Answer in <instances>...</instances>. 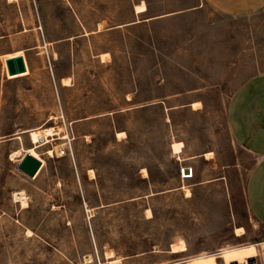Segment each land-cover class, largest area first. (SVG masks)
<instances>
[{
	"label": "rangeland",
	"instance_id": "1",
	"mask_svg": "<svg viewBox=\"0 0 264 264\" xmlns=\"http://www.w3.org/2000/svg\"><path fill=\"white\" fill-rule=\"evenodd\" d=\"M17 51L29 74L8 79L3 55ZM260 74L264 12L0 0V264H264L245 196L256 159L227 125L232 95ZM38 127L58 134L28 182L9 155L32 146L15 133ZM25 188L14 216L10 194Z\"/></svg>",
	"mask_w": 264,
	"mask_h": 264
},
{
	"label": "crops",
	"instance_id": "2",
	"mask_svg": "<svg viewBox=\"0 0 264 264\" xmlns=\"http://www.w3.org/2000/svg\"><path fill=\"white\" fill-rule=\"evenodd\" d=\"M204 1L215 11L230 16H246L264 12V0ZM6 60L8 59H4V63ZM227 125L236 143L241 145L256 159L246 181V207L250 217L264 230V74L252 77L232 95L227 109ZM26 149L27 148L21 147L20 149L13 150V152L19 151L20 156L16 158L18 161L14 162L10 160V154L9 160L17 166L20 163L19 160L21 156L23 157L26 155ZM42 169L43 167L41 166L33 178H28L25 175L22 176L26 178L28 182H34L39 178ZM15 194H21L23 200L25 198L27 202L26 208L22 207L20 202L14 201L15 199L13 198ZM28 194L29 191L27 188L11 192L8 205L11 207V210H13L14 216H17V214L19 215V213H25V211L29 209ZM12 219H14V217H12ZM15 221L20 224L19 220ZM26 229L29 230L28 227H26ZM238 229H243L244 231L241 234L235 233L237 238L245 237V228L239 227L236 228V231ZM255 237H258L256 239L264 240V232L259 233L258 236L253 233V238L255 239Z\"/></svg>",
	"mask_w": 264,
	"mask_h": 264
},
{
	"label": "bare ground",
	"instance_id": "3",
	"mask_svg": "<svg viewBox=\"0 0 264 264\" xmlns=\"http://www.w3.org/2000/svg\"><path fill=\"white\" fill-rule=\"evenodd\" d=\"M136 6H137L136 7V12L137 13H144V12L147 11L146 6L144 4L136 5ZM19 56H23V53L21 51H17V52L6 54L4 57H5V59H13V58L19 57ZM24 62H25V58H24ZM25 65H26V71L25 72L20 73V74H16V75H13V76L8 75L7 67L4 65L5 66L4 67L5 73L7 74L8 79H15V78H20V77H24V76L28 75L29 74V69H28V66H27L26 62H25ZM192 105L195 106V103L192 104ZM197 106H199V105L197 104ZM26 133L29 134L32 146L28 147L26 149L25 153L26 154H31L33 157L38 159L42 163V167H44L45 161L43 160L41 155L38 153V149H40L42 146H45L50 141L51 137L56 136L58 134V130L54 129L52 127H47V128L38 127V128H34V129H29V130H21V131L15 133V135H16L15 139L21 140V135L22 134H26ZM62 138H67V137L66 136L60 137L59 139H62ZM63 145H64V143L59 144V147L56 150H58ZM50 153L51 152H48V154H50ZM19 156H20V152L19 151H14V152L11 153L10 159L12 161H14V162H17L18 160L16 158H18ZM23 157L21 156L19 162L23 159ZM14 199H15V201L20 202L22 207L26 206V203L24 202L23 198L21 197V194H18V195L15 194L14 195ZM243 231H244L243 229H238L236 232L238 234H241V233H243ZM259 245L262 248H264V241L260 242ZM185 251H186V246H185V244H184V242L182 240L178 241L177 243L172 244V246H171V253H175L176 254V253H182V252H185ZM263 255H264V253H263ZM109 263H111V264H121L117 260H112Z\"/></svg>",
	"mask_w": 264,
	"mask_h": 264
},
{
	"label": "water",
	"instance_id": "4",
	"mask_svg": "<svg viewBox=\"0 0 264 264\" xmlns=\"http://www.w3.org/2000/svg\"><path fill=\"white\" fill-rule=\"evenodd\" d=\"M7 73L10 76L20 74L26 71L24 57L19 56L8 59L6 62ZM42 163L31 154L24 155L23 159L16 166V169L28 178H33L41 168Z\"/></svg>",
	"mask_w": 264,
	"mask_h": 264
},
{
	"label": "built area",
	"instance_id": "5",
	"mask_svg": "<svg viewBox=\"0 0 264 264\" xmlns=\"http://www.w3.org/2000/svg\"><path fill=\"white\" fill-rule=\"evenodd\" d=\"M55 155L58 157H65V156L69 155V152L67 149L61 148L58 150V154L55 153ZM180 174H181L182 179H189L192 177V169L182 168L180 171Z\"/></svg>",
	"mask_w": 264,
	"mask_h": 264
}]
</instances>
